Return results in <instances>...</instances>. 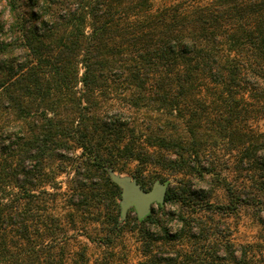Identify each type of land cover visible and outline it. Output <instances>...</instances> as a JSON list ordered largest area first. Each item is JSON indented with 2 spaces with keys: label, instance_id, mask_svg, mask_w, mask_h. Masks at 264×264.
Returning a JSON list of instances; mask_svg holds the SVG:
<instances>
[{
  "label": "trees",
  "instance_id": "16d2710c",
  "mask_svg": "<svg viewBox=\"0 0 264 264\" xmlns=\"http://www.w3.org/2000/svg\"><path fill=\"white\" fill-rule=\"evenodd\" d=\"M262 125L264 0H0V264H64L62 201L74 223L104 210L100 241L113 243L121 189L110 170L144 189L152 169L203 182L220 173L221 139L240 147L226 210L264 211ZM206 199L189 183L168 189L165 206ZM211 231L164 230L166 250L153 252L160 239L144 227L137 264H264V235L236 247ZM186 234L190 248L176 251Z\"/></svg>",
  "mask_w": 264,
  "mask_h": 264
},
{
  "label": "rangeland",
  "instance_id": "374dc122",
  "mask_svg": "<svg viewBox=\"0 0 264 264\" xmlns=\"http://www.w3.org/2000/svg\"><path fill=\"white\" fill-rule=\"evenodd\" d=\"M152 1L155 9L163 7L166 2H172V0ZM111 102H113L111 104H114L111 107L114 110H118V103ZM127 115V112L124 113V116L127 117ZM261 128L264 130L263 125ZM213 154V160L215 159L214 162L216 164L215 169L220 173H218L219 175H211L203 182L193 176H173L169 175V172L153 169L146 171V179L152 177L151 182L148 183L146 181L143 183L147 190H150L156 182L164 183L168 181L169 189L174 190H180L190 183L193 189L201 190L203 196L207 198L206 201H202L203 199L195 201L194 205L167 204L163 212L158 210V205H154L152 212L153 210L155 212L153 214L155 221L153 224L150 222L142 224L146 218L140 220L134 208H130L126 218L122 219V197L120 193L118 201L120 207L118 230L122 231H119L118 235L113 236V243L110 244L100 241V236H104L101 230L103 231V228H105L102 222L107 221L104 210L102 212L96 211L94 215L79 212L75 217L76 221L74 223L67 218V203L64 201L59 202L57 211L63 212L61 222L64 232L58 240L60 241V246L66 249L67 260H65L64 264H74L76 259L80 260L79 252L84 253L88 264H137L145 258L146 245L142 242L143 235L140 232L144 227L149 229L150 233L154 235V240L160 239L153 242L151 247L153 252L166 250L163 246V240H161L164 230H168L172 235L180 234L184 229L186 232L192 230L194 234L200 237L203 230L206 231L212 228V233L215 229L222 236L221 239L225 240L228 238L236 247H240V244L258 242V238L264 235V227L259 219L260 215L264 218V211L259 212L258 208H243L240 210V205L235 211L226 210L229 198L226 190L228 185L227 183L225 184V179L229 178L232 184H240V147L237 148V142L230 141V143H227V140L221 139ZM114 173L124 177H133L132 171ZM57 182L62 188L60 193L63 194V192L68 191L71 178L68 173H64L59 176ZM207 201L214 206H220L221 209H217V213L209 212L210 208L206 206ZM182 218L186 221H183ZM181 236V242L176 244L175 249L180 252L190 248L187 234Z\"/></svg>",
  "mask_w": 264,
  "mask_h": 264
},
{
  "label": "water",
  "instance_id": "95a60500",
  "mask_svg": "<svg viewBox=\"0 0 264 264\" xmlns=\"http://www.w3.org/2000/svg\"><path fill=\"white\" fill-rule=\"evenodd\" d=\"M111 181L121 189V216L125 219L128 210L134 208L138 218L143 220L151 213L154 205L165 206L169 182H156L150 190H145L136 178L121 176L110 170Z\"/></svg>",
  "mask_w": 264,
  "mask_h": 264
}]
</instances>
